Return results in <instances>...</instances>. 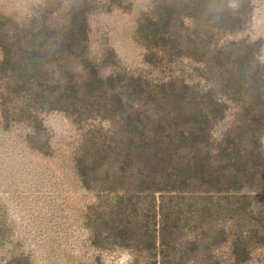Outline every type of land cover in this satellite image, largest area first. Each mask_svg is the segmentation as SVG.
Returning <instances> with one entry per match:
<instances>
[{"label":"trees","instance_id":"obj_1","mask_svg":"<svg viewBox=\"0 0 264 264\" xmlns=\"http://www.w3.org/2000/svg\"><path fill=\"white\" fill-rule=\"evenodd\" d=\"M133 5L42 0L22 18L3 14L5 101L23 102L17 121L37 138L44 112L82 131L67 161L95 194L82 215L90 264L109 252L125 264H264L263 43L229 39L250 2L154 0L136 30L147 67L104 74L89 17ZM6 225L0 264H36Z\"/></svg>","mask_w":264,"mask_h":264},{"label":"rangeland","instance_id":"obj_2","mask_svg":"<svg viewBox=\"0 0 264 264\" xmlns=\"http://www.w3.org/2000/svg\"><path fill=\"white\" fill-rule=\"evenodd\" d=\"M133 1L132 10L116 7L89 17L90 55L104 74L117 68L140 73L147 67L146 49L137 40L136 30L138 19L154 0ZM244 1L251 4V18L241 31L229 33V39L261 40L260 59L264 63V0H231L234 5ZM41 2L0 0V17L22 18ZM227 2L221 0L220 7ZM3 58L0 45V67ZM7 83L0 73V218L7 222L2 229L16 234L36 264H90L98 251L90 247L82 215L86 206L95 202V194L82 188L67 161L71 148L82 141V131L63 114L44 112L40 118L45 129L37 138L29 121H17L23 102L19 98L5 101ZM38 143L45 144V153L54 151V155L38 152L33 148ZM102 257L104 264H125L129 259L126 253L109 252Z\"/></svg>","mask_w":264,"mask_h":264}]
</instances>
